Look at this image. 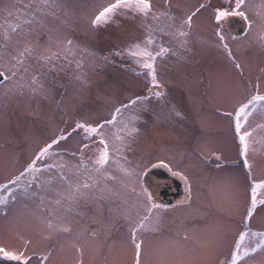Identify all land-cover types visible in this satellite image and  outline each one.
<instances>
[{
  "label": "rangeland",
  "instance_id": "1",
  "mask_svg": "<svg viewBox=\"0 0 264 264\" xmlns=\"http://www.w3.org/2000/svg\"><path fill=\"white\" fill-rule=\"evenodd\" d=\"M15 2L0 0V24L4 23V9H11ZM112 2L115 0H57L59 19L47 17L46 28L28 37L37 53L43 52L45 47L56 50L55 44L49 43L50 35L53 41L70 38L87 51L78 52L76 57L82 58V69L76 68L75 59L71 64L59 60L48 66L37 64L34 58L29 59L31 70L24 82L27 84L32 75L40 73L39 80L48 90L46 96L33 95L28 87L22 96L18 92L5 95L13 82L0 83V184L18 175L39 148L50 143L62 129L67 134L77 120L99 123L110 119L116 107L136 96L149 94V79L135 74L142 70L133 58L127 54L115 56L114 53L127 49L133 42L145 40V25L155 22L118 12L109 23L93 27L91 20L103 6ZM151 2L154 10L169 11L176 16L177 24L186 15L200 10L193 17L185 47L181 48L180 40L171 35L153 34L156 41L153 50L156 45L163 44L176 53L169 52L156 61L158 80L165 96L162 102L153 97L132 110L140 116L135 122L140 131L123 153L126 160L122 157L120 161L141 173L139 183L133 178L131 186L137 192L141 187L145 188L143 172L161 159L171 164L172 171L185 173L191 182L190 203H180L188 195L185 192V196L160 212L159 232L139 234L144 241L141 259L143 264H158L162 258L183 260L185 264H220L229 257L235 239L245 230L243 219L251 199V181L239 155L234 123L224 113L244 102L257 83L264 92V16L260 14L264 10L259 7L261 0H246L242 10L248 18L247 30L234 39L225 28V21L217 24L215 10L234 8L235 0ZM201 4L203 8H200ZM48 28L55 32H48ZM218 29L235 61L241 64L242 72L218 46ZM2 32L0 28V44L5 43ZM14 43L15 38L9 45V52ZM90 52L95 55H89ZM81 72L86 83L76 79ZM173 109L181 116L177 117ZM129 114L125 111L120 118L126 119ZM259 125H264V115L257 111L245 126L246 130L252 131L248 160L257 181L264 179V128ZM105 131L111 134L115 129L109 126ZM83 143L93 142L85 141L82 130H77L66 141L54 146V151L64 153V160L74 165L78 159L71 153H79ZM85 152L86 159L95 155V151ZM213 152L220 154L221 160L217 161L211 155ZM108 171L128 182L115 165ZM107 184L120 191L121 196L81 205L80 214L68 213L63 221L57 219L63 210L50 203L57 198L56 189L64 190L59 183L53 184V190L48 191L33 187L31 191L37 195L32 198H22L19 194L15 202L9 198L7 204L0 205V247L23 251L25 241H30L26 250V254L32 256L29 264H79L81 256L73 247L74 243H79L83 245V264H135L129 224L121 214L125 207L121 199L125 193L119 184L113 181H107ZM0 195H6V192L0 191ZM134 199L129 195L128 206ZM52 208H56V213L50 216L49 209ZM136 212L142 213L143 209L132 211L133 219ZM49 219L54 225L67 224L72 229L71 234L58 228L49 230ZM249 226L254 231H264V207L258 206ZM177 233H186L190 237L186 246L192 251L183 256L162 253L161 247L175 240ZM48 253H51L48 259L41 260ZM0 264L15 262L0 256ZM242 264H264V252H257Z\"/></svg>",
  "mask_w": 264,
  "mask_h": 264
},
{
  "label": "snow or ice",
  "instance_id": "2",
  "mask_svg": "<svg viewBox=\"0 0 264 264\" xmlns=\"http://www.w3.org/2000/svg\"><path fill=\"white\" fill-rule=\"evenodd\" d=\"M245 2L246 0H235L234 8H217L215 10L217 24L219 25L229 17H241L247 20V15L242 10ZM203 7L204 5L201 4L200 8ZM259 7L264 10V0H261ZM59 9L60 5L57 0H28L27 3H24L23 0H16L11 9H4L6 13L4 23L0 24V28L3 29V40L5 41V43L0 44V61H3V63H0V83L13 82V87L8 88L5 95L11 92H18L22 96L25 87L30 88L33 95H47L48 90L39 80L40 73L32 75L27 84L24 82L26 75L31 70V65L28 63L30 58H34L37 64L42 66L53 65L54 62L59 60L71 64L75 59L76 68L82 69V58L76 59V57L78 52L87 50L81 49L72 39L65 37L63 39L57 38L53 41L50 35L49 43H54L56 50L54 51L51 47H45L44 51L39 53L36 52L31 40L28 39L38 30L46 28L45 19L47 17L51 16L59 19L57 15ZM199 10L197 9L195 12L186 15V18L180 19L179 24H177V17L169 11L154 10L151 0H115V2L103 6L91 20L93 27L109 23L118 12L122 15L130 13L133 17L139 16L144 21L150 18L155 22L154 24L145 25L147 31L145 40L133 42L127 49L114 53L115 56L127 54L133 58V62L142 70L137 71L135 74L138 76L145 75L149 79V94L136 96L129 99L127 103L116 107L110 119L99 123L77 120L72 131L67 134L62 129L61 133L52 139L50 143H46L39 148L34 157L18 175H14L6 183L0 184V191L6 192V195H0V205L7 204L9 198L15 202L18 194L22 198L36 196L37 193L31 191L33 187L48 191L53 190V184L59 183L64 190L56 189L55 195L57 198L51 200L50 203L56 208L63 210V214L57 217L58 220L63 221L68 213L80 214L81 205H87L92 201L109 199L113 196L119 198L121 192L115 191L107 184V181H113L119 184L120 190L125 193L121 199V204L125 206L121 214L129 224L130 240L135 250V264H143L141 255L144 241L139 234L143 232H159L160 212L166 211L167 206L156 203L153 194L147 188L141 187V190L137 192L136 188L131 186V184L133 178L139 183L141 173L134 167H126L120 161L125 149L130 147L140 131L135 126V122L140 120V116L133 113L132 110L137 105H144L145 102L153 97L161 102L164 99L163 86L157 76V59L163 58L169 52H172L173 55L176 54L170 47H165L163 44L156 45V50H153L152 46L156 44L153 34L160 32L164 35H171L180 40L179 46L181 48L185 47L188 43L187 37L190 35L192 28L193 17L196 16ZM260 14L264 16V11ZM13 19L15 22H13ZM47 31L52 33L55 32V29L48 28ZM216 36L220 41L218 46L227 52L229 58L233 60L235 68L242 72L241 64L235 61L228 44L225 42V37L219 29L216 31ZM14 38V46L12 51L9 52V45L13 44ZM233 38L235 39V37ZM21 44H23L22 48L19 47ZM89 55L95 54L90 52ZM6 56L7 59H5ZM104 59L108 60L109 57H104ZM76 79L86 83L83 72ZM125 111L130 113L128 117L126 119L120 118ZM138 111L139 109H137ZM257 111L264 115V92L261 91L259 83L255 85V90L248 95L244 102L239 103L233 111L224 113L234 123L235 136L239 143V155L243 158V166L247 169L248 179L251 181V199L247 214L243 219L245 230L241 231L235 239L229 257L222 260L220 264H242V261L257 252H264V231H254L249 226L258 206L264 207V198H258L264 197V179L257 181L253 178L252 164L248 160V153L252 144L250 140L252 131L245 129L249 118ZM173 112L177 117L181 116L179 111L173 109ZM109 126L115 129L111 134L105 131ZM259 127L264 128V125H259ZM77 130H82L85 141H92L93 143H83L82 147L79 148V153H71L72 157L78 159V163L70 165L64 160V153L54 151V146L59 145L61 141H66ZM85 150L95 151V155L86 159ZM211 155L215 156L217 161L221 160L220 154L213 152ZM56 157H59V159H55ZM123 158L126 160V157ZM111 165H115L117 170L128 179V182L111 174L108 171ZM152 167H164L172 171L171 164L166 163L162 159L159 163L152 164ZM217 167H219V164ZM172 174L179 176L185 182L188 195L180 203H190L191 182L189 177L179 170L172 171ZM129 195L135 197L130 206H128ZM40 199L43 204L44 198L41 197ZM56 208L49 209L50 216L55 215ZM137 208H142L143 212H136V218L133 219L131 213ZM109 211L112 210L109 209ZM47 227L49 230L58 228L59 231L69 235L72 232V229L67 224L54 225L51 219L47 221ZM92 235L94 237L95 233L93 232ZM189 240L190 237L186 233H177V238L171 243L163 245L161 252H171L177 256L186 255L192 251L186 246ZM29 243L30 241H25V249L23 251L7 250L4 247H0V256L8 261L15 262V264H29L32 259V256L26 254ZM73 247L81 256L79 264H83V245L74 243ZM49 255L51 253L43 255L41 260H47ZM158 264H185V261L162 258Z\"/></svg>",
  "mask_w": 264,
  "mask_h": 264
},
{
  "label": "water",
  "instance_id": "3",
  "mask_svg": "<svg viewBox=\"0 0 264 264\" xmlns=\"http://www.w3.org/2000/svg\"><path fill=\"white\" fill-rule=\"evenodd\" d=\"M224 26L234 37L242 36L248 25L247 20L241 17H229L224 22ZM142 183L153 194L156 203L166 206L174 204L186 191L183 180L164 167L150 165L142 174Z\"/></svg>",
  "mask_w": 264,
  "mask_h": 264
},
{
  "label": "bare ground",
  "instance_id": "4",
  "mask_svg": "<svg viewBox=\"0 0 264 264\" xmlns=\"http://www.w3.org/2000/svg\"><path fill=\"white\" fill-rule=\"evenodd\" d=\"M226 21V20H225ZM224 144H223V142H222V146H223ZM186 192V191H185ZM186 195V193L184 194V196Z\"/></svg>",
  "mask_w": 264,
  "mask_h": 264
},
{
  "label": "crops",
  "instance_id": "5",
  "mask_svg": "<svg viewBox=\"0 0 264 264\" xmlns=\"http://www.w3.org/2000/svg\"><path fill=\"white\" fill-rule=\"evenodd\" d=\"M99 122H102V121H99ZM98 123V122H97ZM82 142V141H81Z\"/></svg>",
  "mask_w": 264,
  "mask_h": 264
}]
</instances>
